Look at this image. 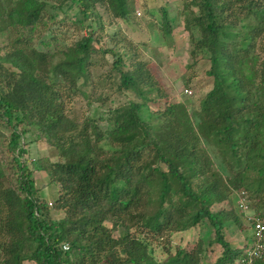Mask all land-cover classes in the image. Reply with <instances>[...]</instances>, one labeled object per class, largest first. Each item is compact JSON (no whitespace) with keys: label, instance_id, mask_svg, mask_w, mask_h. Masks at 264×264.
<instances>
[{"label":"trees","instance_id":"1","mask_svg":"<svg viewBox=\"0 0 264 264\" xmlns=\"http://www.w3.org/2000/svg\"><path fill=\"white\" fill-rule=\"evenodd\" d=\"M7 1L0 0V34L31 27L46 13L37 0ZM75 1L82 21L96 17L97 7L123 22L133 12V0ZM160 11L159 31L167 36L172 22ZM182 11L189 67L196 56L207 60L211 79L195 124L180 103L142 118L143 94L158 90L131 48L103 52L110 56L104 81L112 78L116 92L133 96L107 107L103 127L90 117L78 123L62 114L60 92L79 89L63 81H87L94 52L90 32L64 49L49 81L35 64L45 53L33 48L26 59L8 48L3 59L9 65L0 63V122L10 129L7 150L15 156L13 181L0 185V264H200V243L190 250L175 247L172 254L165 244L172 233L203 220L213 230L210 243L221 249L212 264H234L239 253L222 229L238 220L209 209L230 192L247 195L253 216L264 224V0H184ZM30 126L60 159L32 168L55 185L52 209L63 214L58 220L49 217L20 158ZM205 144L217 149L222 169L213 166ZM153 241L164 244V260L153 258ZM254 264H264V256Z\"/></svg>","mask_w":264,"mask_h":264},{"label":"rangeland","instance_id":"2","mask_svg":"<svg viewBox=\"0 0 264 264\" xmlns=\"http://www.w3.org/2000/svg\"><path fill=\"white\" fill-rule=\"evenodd\" d=\"M2 1L8 3L7 0ZM37 1L44 4L46 13L40 14L31 27L16 26L0 34V63L4 67L9 65L3 59L9 47L21 50L26 59L31 49H38L45 53V60L35 62L36 66H40L38 74L49 81L53 77L51 66L65 57L64 49L90 32L94 40L91 44L94 52L90 59L92 65L87 81L84 84L83 80L73 83L72 80L63 81L66 88L79 89L74 94L60 92L64 104L62 114L68 119L82 123L84 118L90 117L103 127L100 116L103 117L107 107L116 106L125 99H133L130 93L116 92V84L112 78L109 82L104 81L110 56L103 55V52L111 50L115 53L131 48L146 63L158 90L143 94L145 107L140 108L142 118L147 120L148 113L161 111L169 104L180 103L185 106L193 124L197 122L195 113L199 101L211 88V79L205 74L208 69L207 60L196 56L195 65L189 67L193 59L188 56V32L184 29L182 11L184 0H133V12L128 22L111 19L102 7L95 9L96 17L82 21L79 5L75 0L62 3L58 0ZM161 7L172 22L167 36L159 31ZM184 90L189 93H184ZM9 135L10 129L0 122V185L3 187L10 185L9 182L14 179L12 158L15 154L12 155L7 150ZM21 145L24 153L20 158L32 173L38 197L47 204L49 217L52 220L60 219L63 214L52 209L57 194L55 185L50 183L44 171L32 169L36 163L46 167V164L59 162L60 159L35 126H30L23 135ZM205 147L213 166L222 169L223 163L217 149L206 144ZM151 163L154 164V159ZM222 173L227 175L224 171ZM246 196L244 193L230 192L226 200L214 203L209 208L214 213L231 212L238 220V225L228 221L222 229L223 239L231 249L239 253L234 264L242 260L243 253L252 244L251 223L255 217L250 209L251 202ZM168 240L165 247L171 254L175 247L190 250L200 243L203 250L200 264H212L221 252L217 244L210 243L213 240V230L206 220L189 230L172 233ZM163 245L161 241H153L150 245L152 256L158 262L166 257L161 248ZM23 264L33 263L24 261Z\"/></svg>","mask_w":264,"mask_h":264},{"label":"built area","instance_id":"3","mask_svg":"<svg viewBox=\"0 0 264 264\" xmlns=\"http://www.w3.org/2000/svg\"><path fill=\"white\" fill-rule=\"evenodd\" d=\"M184 93L189 91L184 90ZM252 231V244L243 253L242 264H254L255 260H258L264 256V224L259 218H254L251 223ZM66 249V246H63Z\"/></svg>","mask_w":264,"mask_h":264}]
</instances>
